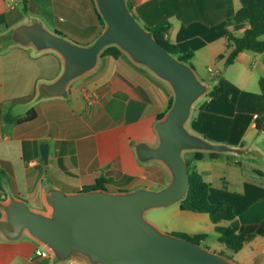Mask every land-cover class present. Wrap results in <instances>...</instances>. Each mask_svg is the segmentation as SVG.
<instances>
[{
  "label": "crops",
  "instance_id": "obj_1",
  "mask_svg": "<svg viewBox=\"0 0 264 264\" xmlns=\"http://www.w3.org/2000/svg\"><path fill=\"white\" fill-rule=\"evenodd\" d=\"M19 1L0 0V27L13 24L15 17L8 12ZM27 1L56 31L79 44H90L103 30L93 0ZM127 1L145 27L168 20L166 37L179 52L192 53L190 63L200 78L217 77L209 82L221 92L207 94L194 105L189 129L214 143L250 145L259 153L211 157L203 152L201 159L192 161L209 184L208 199L230 203L237 231L256 234L240 250L228 249L207 213L178 205L173 216L184 233L205 235L201 245L238 264H264V234H258L264 229V131L255 128V118L264 115L259 87L264 50L241 51L226 64L227 35H241L249 26L226 23L238 0ZM61 67L54 51L36 54L21 46L0 51V199L11 193L29 205L41 201L40 207H32L44 209L42 189L48 182L65 191H80L102 177V188L119 191L166 181L165 168L156 161L140 163L133 147L142 139L155 142L153 126L172 98L168 85L124 53L102 52L97 66L71 83L66 97L35 100L37 83L56 78ZM31 108L36 113L32 120H6L24 116ZM45 147L47 162L41 156ZM188 154L193 152L184 156ZM36 248L41 245L26 235L15 241L0 237V264H51L50 257L33 256Z\"/></svg>",
  "mask_w": 264,
  "mask_h": 264
},
{
  "label": "water",
  "instance_id": "obj_2",
  "mask_svg": "<svg viewBox=\"0 0 264 264\" xmlns=\"http://www.w3.org/2000/svg\"><path fill=\"white\" fill-rule=\"evenodd\" d=\"M93 1L104 27L90 44L61 36L39 17H26L0 31V51L21 46L33 48L36 54L54 51L59 55L60 73L37 83L35 100L66 97L71 83L93 70L109 46H116L134 64L165 82L172 101L153 126L156 140H139L133 150L140 163L159 162L168 182L160 189L142 186L119 191L102 187L65 191L48 183L42 189L44 209L9 193L0 199V237L8 241L30 237L49 251L51 264H238L160 229L145 213L185 198L190 184L186 152L256 157L258 151L250 145L214 143L191 131L192 109L212 83L200 78L191 63L160 45L128 9L127 0ZM41 156L47 162V147Z\"/></svg>",
  "mask_w": 264,
  "mask_h": 264
},
{
  "label": "trees",
  "instance_id": "obj_3",
  "mask_svg": "<svg viewBox=\"0 0 264 264\" xmlns=\"http://www.w3.org/2000/svg\"><path fill=\"white\" fill-rule=\"evenodd\" d=\"M22 2L27 3V0ZM239 6L231 17L226 20L227 24H240L247 22L249 26L243 31L241 35H235L229 33L227 35V48H230V52L226 58V64H230L234 61L238 53L244 50H250L253 52H261L264 50V0H238ZM128 9L132 11V4L127 1ZM97 13V10H96ZM102 24L104 21L102 17L97 13ZM19 19H14L16 22ZM11 23V24H12ZM171 23L168 20H162L157 22L153 27L149 28L154 34L156 40L160 45L165 47L173 55L181 58L182 60L190 63L192 58L191 52L181 53L178 47L173 44L167 37L166 32L170 28ZM103 53H110L114 56L122 54V52L116 46H109L104 49ZM217 77H212L209 81L214 82ZM259 87L261 94L264 98V76L259 79ZM221 92V88L213 85L212 89L208 92L210 96H217ZM172 98L170 96L166 109L158 115V118L162 117L166 110L171 105ZM36 113L31 108L24 116H6V120L9 122H25L35 118ZM255 128L258 131H264V115H260L255 118ZM204 155L203 152L194 151L192 156L185 157L187 164V171L189 175V191L184 199L179 201V207L183 210H190L195 212H205L209 215L211 222L214 224L216 232L220 234V239L226 244L231 251H238L242 246L251 241L256 234H243L237 231L238 222L235 219L232 205L226 201L211 202L208 199L209 184L202 178L201 174L192 165V161L199 160ZM224 153L210 152L211 157H220ZM230 157H235L231 154H227ZM104 178H98L93 185L81 187L80 190H88L96 187H103ZM165 182V181H164ZM224 221H228L225 224ZM258 234H264V229H261ZM180 236L189 239L192 242L201 244L204 240V234H187L182 232Z\"/></svg>",
  "mask_w": 264,
  "mask_h": 264
},
{
  "label": "rangeland",
  "instance_id": "obj_4",
  "mask_svg": "<svg viewBox=\"0 0 264 264\" xmlns=\"http://www.w3.org/2000/svg\"><path fill=\"white\" fill-rule=\"evenodd\" d=\"M22 1L23 0H20L17 5H15V6L13 5L14 7L10 9V11L8 12V15H10V16L14 15L13 17H15L16 19H19V20H21L23 18H26V17H39L42 20V22H44V24L50 30L58 32L59 34H61V36H65L62 33H60L59 31H56L54 27L50 26L47 23V21L40 14H38V12L36 11V8L34 7L33 4H30L28 1H27L28 4L24 3ZM19 20H17V21H19ZM12 22L13 21H11V23ZM6 28H8V27H4V26L0 27L1 31H4ZM146 28H148V27H146ZM188 157L189 158L191 157L190 154H188ZM44 180H45V178L43 179V181ZM46 180L48 181L47 178H46ZM167 182H168V179L165 182H163V183L155 184L152 188L153 189H160L163 186H165L167 184ZM106 187L108 189L111 188L110 185H106ZM41 205H42L41 201L40 202H36L35 204L34 203H30V206L40 207ZM178 205H179V202H177V204H175V205H171V206H168V207H161V208L151 209V210H149V211H147L145 213V217L147 219L151 220L152 222H154L160 229H162L164 231H167V232H170V233H172L174 235H180L183 232L181 230V228H182L181 224H180L181 221L179 220V218L177 216H173V214L171 212L172 209L178 207Z\"/></svg>",
  "mask_w": 264,
  "mask_h": 264
},
{
  "label": "built area",
  "instance_id": "obj_5",
  "mask_svg": "<svg viewBox=\"0 0 264 264\" xmlns=\"http://www.w3.org/2000/svg\"><path fill=\"white\" fill-rule=\"evenodd\" d=\"M33 256L34 257L49 258L50 257V253H49V251L46 248L41 246V248H36L34 250V255Z\"/></svg>",
  "mask_w": 264,
  "mask_h": 264
}]
</instances>
